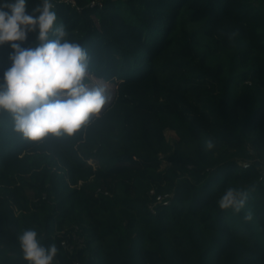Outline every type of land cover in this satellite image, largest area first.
Wrapping results in <instances>:
<instances>
[{"label": "trees", "instance_id": "16d2710c", "mask_svg": "<svg viewBox=\"0 0 264 264\" xmlns=\"http://www.w3.org/2000/svg\"><path fill=\"white\" fill-rule=\"evenodd\" d=\"M73 1L51 0L57 23L114 94L73 136L38 142L0 110V264H27L29 228L57 264H264V0ZM228 187L249 192L239 213L218 207Z\"/></svg>", "mask_w": 264, "mask_h": 264}, {"label": "clouds", "instance_id": "9594fccd", "mask_svg": "<svg viewBox=\"0 0 264 264\" xmlns=\"http://www.w3.org/2000/svg\"><path fill=\"white\" fill-rule=\"evenodd\" d=\"M54 7L51 0H40L31 9L28 0L0 3V46L8 44L11 49V66L0 83V110L11 115L15 132L33 142L49 134L73 136L108 100L104 87L86 82L87 53L68 38L66 26L57 23ZM30 33L35 34V43L23 47ZM206 147L213 149L215 142L207 140ZM248 195L243 188L228 187L218 199V207L239 213ZM245 219H252L251 211ZM17 239L27 264H53L58 248L55 244L45 247L36 230H23Z\"/></svg>", "mask_w": 264, "mask_h": 264}, {"label": "rangeland", "instance_id": "374dc122", "mask_svg": "<svg viewBox=\"0 0 264 264\" xmlns=\"http://www.w3.org/2000/svg\"><path fill=\"white\" fill-rule=\"evenodd\" d=\"M61 1H64V0H61ZM69 1H73V0H69ZM86 82H87L90 86H102V87H104V88H105V94H106V96L108 97V100H107L105 106H106L107 104H109V102L111 101V99H112V97H113L114 90H115V87H114L113 85L108 84V83H105V82H103V81H99V80H97V79H95V78L90 77L89 75H88V79H87ZM98 115H99V114H98ZM93 116H94V115H93ZM165 135H166V139H167V141H168L170 144H175V142L177 141V136H176V134H175L174 131H172V130H166ZM243 163H244V162H243ZM168 164H169L168 162H164V164L162 165L161 168L164 169L166 166H168ZM261 165H262V166L264 165V161H263V163H262ZM92 177H93V175H92L91 173H89V174L84 175V176H83V179H88V180H90ZM27 194H28V196H29L30 198H33V197H34V194H33L32 190H30V189H27ZM82 241H83V239L80 238V237L77 235V244H78L79 246L83 244ZM1 261H2V258H0V262H1ZM53 264H57L55 260L53 261Z\"/></svg>", "mask_w": 264, "mask_h": 264}, {"label": "built area", "instance_id": "2783aa9c", "mask_svg": "<svg viewBox=\"0 0 264 264\" xmlns=\"http://www.w3.org/2000/svg\"><path fill=\"white\" fill-rule=\"evenodd\" d=\"M72 2L75 3L74 1H72ZM262 163H263V161L260 162V164L258 165V168L260 169V171L262 172V174L264 176V165L262 166L261 165ZM250 166H251V162H245L244 163V168H247ZM151 193L153 194L154 191H151ZM170 198H171L170 194H159L156 197V203L157 204L162 203L163 205H168V204H170ZM62 244L66 249H69L70 251L72 250V246H70L67 242H63ZM75 264H82V263L76 262Z\"/></svg>", "mask_w": 264, "mask_h": 264}]
</instances>
